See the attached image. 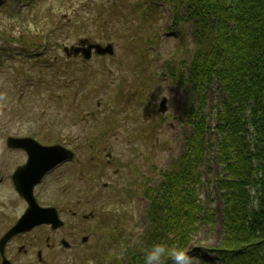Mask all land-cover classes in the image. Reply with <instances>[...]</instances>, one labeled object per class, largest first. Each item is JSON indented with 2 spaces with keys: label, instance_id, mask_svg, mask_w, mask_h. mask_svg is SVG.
I'll return each instance as SVG.
<instances>
[{
  "label": "rangeland",
  "instance_id": "374dc122",
  "mask_svg": "<svg viewBox=\"0 0 264 264\" xmlns=\"http://www.w3.org/2000/svg\"><path fill=\"white\" fill-rule=\"evenodd\" d=\"M36 1L33 0L28 7L24 5L22 7L21 3L15 5V9L22 10L20 15H23L26 20H32L35 15L37 18L32 22H24L22 29L28 30V27H31L33 36H36L38 42L41 41L44 46L49 42L47 36L50 33L53 44L49 45L50 50L42 57L44 59L41 61L43 68L27 69V78L18 74V70L22 66L21 58L12 55L10 58L0 61L4 67L0 72V82H4L3 87L0 88V155L4 148L3 135L22 136L26 133H37L39 128L43 129L41 131L50 133L54 139L55 136H58L63 140L72 138L75 143H96L97 139L103 135V128L105 127V125L104 127L100 126V122H96L99 118L106 117L111 122H115V127L117 126L116 131L113 130L108 133L109 136L113 135L109 137L108 143L100 147L93 145V148H89L87 144H81L82 147L78 153L84 150L82 153L88 158L97 157L100 160H106L109 153L111 159L120 158L121 162L131 161L144 175H148L151 162L155 164L158 171L167 170L172 161L183 150L185 138L190 133L189 121L184 116L185 105L189 97L184 94L182 89L175 87L170 82L163 70L164 62L170 59L179 45V38L173 33L174 31L170 30L171 9L166 5L161 6L160 18L155 30H159L162 42L158 48L150 47L148 54L150 61L154 60L152 67H154L157 79L154 97H149L148 103L158 104L157 100L166 96L168 110L166 114H163L165 121L162 122L157 116L155 131L145 135L138 126L146 127L147 120L154 116L152 111L148 113L151 107L136 109V105H128L122 97L118 96V93H121L118 91L121 80L125 79L124 87L126 90L129 89L128 76L133 71L140 56V49H134L139 42L135 41V46H131L130 38L125 37L126 34H131L132 29H135L136 24L140 22L138 13H142L144 7L134 6L135 2L137 4L139 0ZM140 1L144 2V0ZM76 10H78L77 14ZM1 16H4V13L0 14ZM9 19L7 18L8 21ZM3 25L2 23L0 25V34L4 30ZM57 26L59 28L55 29ZM17 32L13 35L19 36ZM149 33L141 34L139 37L143 39ZM84 37L103 43L107 42L105 38L111 39L110 41L115 46L114 56L103 59L93 56L88 61L76 57L68 61L62 48H57L60 45L75 44ZM54 45L56 46L52 47ZM62 62H72L73 64H70L72 70L58 68ZM26 64L30 66L32 62L28 61ZM41 78H44L45 81H41ZM40 82L42 85L30 87V84L35 85ZM220 97L221 90L218 85H212L209 91V106L206 113L209 129L215 126V115L211 106L215 105ZM123 106L126 108H122ZM136 115H139L140 122H133L132 117ZM113 117L117 120L114 121ZM169 119L172 120L168 124ZM129 135H134V138L132 139L133 136L129 137ZM75 145L68 144V147ZM152 148L154 154L151 156ZM134 149L135 151H133ZM2 160L3 157L0 156V161ZM21 160L23 161L21 155L14 152L8 167L13 169L14 165ZM2 166L5 169L7 164L4 163ZM98 168L99 165L87 164L84 178H80V181L77 180L78 167L64 166L59 168L44 181L40 188V201L45 204H58L61 208H65L68 204L70 208H77L80 212L85 213L91 208H98L95 191H92L94 184L91 182L98 180L96 178V173L99 172ZM211 168V176L214 177L219 168L215 164H212ZM94 169L95 173H91L90 170L93 171ZM112 171L113 169L106 171L108 178L112 177ZM126 177V171H122L115 179L122 180ZM159 179L160 175L157 172L153 178V183ZM207 181L208 176L205 175L202 199L205 205L212 200L211 203L216 209V224L213 227L205 225L201 227L189 245L191 246L189 254L194 258V264H221L217 253L211 251L218 246L223 234L221 204L216 191L207 187ZM5 183L6 180L0 181V199L5 201L0 206V213L4 215V219L1 218L0 222L7 223L9 221L7 216L19 215L22 205L14 199L16 196ZM74 187L75 189H73ZM108 195L111 196V194ZM85 197L86 208L84 210L81 206ZM109 200L110 202H106L105 208L111 206L116 209L118 204H116L115 199L113 198L111 201L109 198ZM9 201L15 202V204L9 203ZM127 205H118V208L122 212H127L130 208L133 209L131 215L127 214L129 217L127 226L130 231L133 230L135 235L139 236L148 225L145 215L148 202H141V198L138 196L130 200ZM68 215L70 216V214ZM87 224L90 225V223ZM34 237L43 238V236ZM95 238L102 240L103 243H106L107 240L106 236H95ZM75 239L79 243L78 236ZM41 242L37 244L40 246ZM109 243L108 240L107 246ZM116 250L117 246L111 251L115 253ZM70 257L71 255L63 259L68 260ZM26 259H30V257L22 256L15 262L21 264ZM48 264H57L55 258L49 259Z\"/></svg>",
  "mask_w": 264,
  "mask_h": 264
},
{
  "label": "trees",
  "instance_id": "16d2710c",
  "mask_svg": "<svg viewBox=\"0 0 264 264\" xmlns=\"http://www.w3.org/2000/svg\"><path fill=\"white\" fill-rule=\"evenodd\" d=\"M159 2L172 8L180 35L167 69L193 95L185 113L191 130L179 156L143 192L147 229L138 237L110 236L125 251L101 258L106 264H143L145 249L165 240L190 249L203 225L216 224L212 200L205 205L202 199L207 175V187L220 200L223 228L211 251L221 264H264V0H151L141 26L158 20ZM215 84L221 97L211 106L215 126L209 129ZM212 164L219 168L214 177Z\"/></svg>",
  "mask_w": 264,
  "mask_h": 264
},
{
  "label": "flooded vegetation",
  "instance_id": "af4514ba",
  "mask_svg": "<svg viewBox=\"0 0 264 264\" xmlns=\"http://www.w3.org/2000/svg\"><path fill=\"white\" fill-rule=\"evenodd\" d=\"M33 0H5V3L2 5V7H0V14L4 13V16H1L3 18L0 17V25L1 23L4 24V30L2 31V33L0 34V42H1V46H0V55L4 56L5 51L7 50H13L14 52H17V48L13 49L12 47H10L12 44L18 43V39L20 40L22 37V23H24V20L21 21L20 14L22 12V10L20 9H15V5L21 3L22 7L23 5L28 7L31 5ZM13 2H15L14 4H12ZM15 13V17H11V15H13ZM11 17L9 19V21L7 20L6 17ZM10 21H14L11 22L10 24L8 22ZM26 22H32L33 20H25ZM31 28V27H30ZM16 31H18L17 33H19V36H15L13 35V33H15ZM7 33L9 34V36H7ZM20 54V53H18ZM2 71V69L0 68V72ZM21 153H24V151L20 150ZM23 164L19 163L17 166ZM71 164V162H70ZM79 164V163H77ZM37 196V195H36ZM81 202V201H80ZM82 207V206H81ZM81 209V208H80ZM71 214V219L73 220V222L71 220L65 221L64 226L61 227L60 229L54 230L52 232H50V235L48 236H52V242H49L50 238L48 237L45 240V243L47 245V248L44 250V253H40L38 252L39 250L37 249V251L35 252V255L37 257V260L39 259L40 263L37 264H48V260H53V258H55L56 263L57 264H62L64 263L65 259H63V256H67V255H81V254H86L87 252H90L88 249L85 248H81L80 245H78L76 242H73L70 245V249H65V247L62 246L61 244V239H64L65 236H72V234L76 235V231H80L79 233H81V236H94V232L96 233H100L102 230V226H101V215L103 214L102 212H100V214L98 213V217L97 220L94 224V226L92 225H88L87 222H91L93 217V212L90 213V216L86 218V216H84L85 214L83 212H80L77 208H75V210L70 211ZM83 218V221H80V218ZM87 221V222H86ZM49 228V227H47ZM83 240V239H82ZM87 240V239H86ZM83 240V241H86ZM48 242V243H47ZM42 255V257H41ZM18 259V258H17ZM16 259V260H17ZM10 261L12 264H16L15 260L11 257ZM34 261V259H26L23 262L27 263H32Z\"/></svg>",
  "mask_w": 264,
  "mask_h": 264
},
{
  "label": "water",
  "instance_id": "95a60500",
  "mask_svg": "<svg viewBox=\"0 0 264 264\" xmlns=\"http://www.w3.org/2000/svg\"><path fill=\"white\" fill-rule=\"evenodd\" d=\"M86 43L85 40H82L80 42V46L75 47L72 49V52L74 54L78 53L79 51H82L85 57L90 56L91 49H95V53L99 55L103 54H112L113 53V46L111 44H107L106 46H101L99 44H90L88 43L86 46H84ZM164 99L162 102V105H164ZM165 108L161 107V110L163 111ZM8 144L12 147H20L26 149V151L29 154V161L27 166L19 169L15 176V183L16 186L21 189L22 185L19 181L20 176L24 175H31L37 173V176L35 178V181L30 183L28 185L29 189L30 187L39 181L40 177L44 175L47 171L52 169L54 166H56L59 162L71 158V152L67 149L55 145L51 147H44L36 143L31 138H23V139H8ZM66 153L67 156L64 155ZM45 161V163L42 164V162ZM25 197H27L26 193H23ZM51 223L53 227H56L60 225L61 223L57 220V215L54 209H42L39 208L33 201L30 202L29 208L27 212L24 214V216L21 218V220L17 223L14 229H12L6 236H10L11 234L18 232V231H24L29 229L35 224L39 223ZM27 223V226H26ZM26 226V228H24ZM5 238L3 239V241Z\"/></svg>",
  "mask_w": 264,
  "mask_h": 264
},
{
  "label": "clouds",
  "instance_id": "9594fccd",
  "mask_svg": "<svg viewBox=\"0 0 264 264\" xmlns=\"http://www.w3.org/2000/svg\"><path fill=\"white\" fill-rule=\"evenodd\" d=\"M189 253L190 249L171 245L166 240L155 242L145 249L143 264H194V258Z\"/></svg>",
  "mask_w": 264,
  "mask_h": 264
}]
</instances>
